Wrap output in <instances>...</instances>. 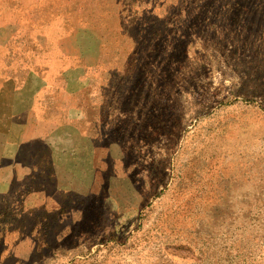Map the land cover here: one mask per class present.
Instances as JSON below:
<instances>
[{"label": "rangeland", "instance_id": "rangeland-1", "mask_svg": "<svg viewBox=\"0 0 264 264\" xmlns=\"http://www.w3.org/2000/svg\"><path fill=\"white\" fill-rule=\"evenodd\" d=\"M0 87V264H264V0H0Z\"/></svg>", "mask_w": 264, "mask_h": 264}, {"label": "crops", "instance_id": "crops-1", "mask_svg": "<svg viewBox=\"0 0 264 264\" xmlns=\"http://www.w3.org/2000/svg\"><path fill=\"white\" fill-rule=\"evenodd\" d=\"M6 93L7 95L2 92V87H0V192L4 186L11 184V181H8L9 178L11 180L16 177L18 180L22 176H30L29 170L33 169L31 166L25 165V171H23L24 168L17 167V165L13 167L11 163H8V159L13 153L12 150L15 153L16 148H50L49 136L31 133L35 129L31 116L27 114L28 118L21 119V115L24 113L12 109L13 96L10 91ZM83 142L85 148L89 150L90 141L82 140L79 129L74 128L71 144L67 146V148H74L76 153V156L71 160L73 164L76 162V157H80L83 151L81 148Z\"/></svg>", "mask_w": 264, "mask_h": 264}]
</instances>
